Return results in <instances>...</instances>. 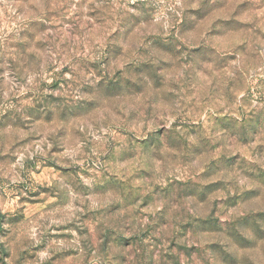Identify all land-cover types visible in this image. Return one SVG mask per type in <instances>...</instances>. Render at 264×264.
<instances>
[{
  "label": "clouds",
  "instance_id": "1",
  "mask_svg": "<svg viewBox=\"0 0 264 264\" xmlns=\"http://www.w3.org/2000/svg\"><path fill=\"white\" fill-rule=\"evenodd\" d=\"M0 264H264V0H0Z\"/></svg>",
  "mask_w": 264,
  "mask_h": 264
}]
</instances>
